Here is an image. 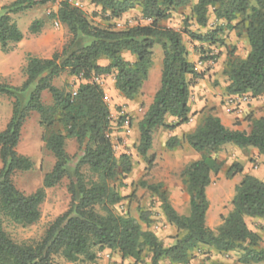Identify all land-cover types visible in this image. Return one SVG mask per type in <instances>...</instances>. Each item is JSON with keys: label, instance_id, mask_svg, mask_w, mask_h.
Masks as SVG:
<instances>
[{"label": "trees", "instance_id": "16d2710c", "mask_svg": "<svg viewBox=\"0 0 264 264\" xmlns=\"http://www.w3.org/2000/svg\"><path fill=\"white\" fill-rule=\"evenodd\" d=\"M57 1L15 0L0 6L2 53H9L23 38L14 15ZM87 1L99 8L105 26H95L83 10L68 0L61 1L56 12L48 14V18L59 21L68 30L69 38L61 51L48 60L28 56L24 68L26 79L20 87L0 81V95L12 101L11 117L5 129L0 131V264H58L55 257H61L68 264L75 263L80 257L93 263L96 254L92 249L95 247L115 251L122 260L137 262L148 250L150 264H159L162 260L187 264L192 251L202 246L219 254L240 250L242 254L238 261L242 264L264 262L261 238L246 223L247 218L264 220V182L244 175L235 187L228 215L220 218L221 223L215 229L206 225L209 209L206 189L211 184V176L221 169L216 153L224 145L232 144L240 149L253 148L264 158V116L252 120L250 130L246 132L226 128L209 112L190 115V89L193 79H201L202 74H197L195 64L188 61L183 36L213 45L223 27L195 34L188 29L176 31L163 25L174 10L190 7L195 23L203 28L207 26L211 10L216 22H223L227 28L237 31V36H243L249 46L245 58L229 56L224 70L228 80L225 93L232 96L250 94L252 98H258L264 96V0ZM136 6L142 20L148 24L114 29L110 23L120 20ZM41 26L40 21H34L29 33L37 34ZM155 46H160L162 51L160 87L137 124L138 155L147 156L158 128L173 130L188 123L190 117L202 114L194 131L183 139L170 137L165 143L167 150H173L185 142L200 155L181 172L189 195L188 215L175 211L160 186L142 184L157 194L167 223L177 231L173 243L166 247L153 233L142 231L135 219L117 216L110 210L122 198L109 182L119 176L126 177L132 165L125 154L116 158L110 139V109L103 101L102 88L90 82L93 77L114 73L115 90L126 101H135L153 65ZM123 52H129L135 61H125L121 57ZM101 59L110 64L99 65ZM63 73L82 78L75 96L69 90L53 85V80ZM44 91L50 94V105L42 101ZM32 113L39 116L43 130L41 139L53 156L54 164L44 175L41 186L26 195L15 187L12 178L16 172H29L34 167L30 158L17 152L23 124ZM166 116L175 118L177 123L166 125ZM69 139L75 140L78 146L73 157L65 149ZM241 172L242 167L234 164L228 169L227 176ZM63 180H67L68 209L48 226L38 242L24 244L11 239L4 230V220L21 227L36 223L45 191L60 185ZM98 208L104 210L105 215L99 214ZM148 217L149 213L142 212L140 221L149 223ZM262 231L264 233V227Z\"/></svg>", "mask_w": 264, "mask_h": 264}, {"label": "rangeland", "instance_id": "374dc122", "mask_svg": "<svg viewBox=\"0 0 264 264\" xmlns=\"http://www.w3.org/2000/svg\"><path fill=\"white\" fill-rule=\"evenodd\" d=\"M0 6L3 0H0ZM13 0H9L12 3ZM15 1V0H14ZM63 0H58L56 4L35 6L32 9V14L36 16L46 15L53 11V7L58 8V3ZM72 5L77 0H68ZM84 3L82 10L87 15L88 19L95 26H105L104 17L98 12V7L91 6L87 0H80ZM193 0L192 3H195ZM31 10V9H30ZM29 10V11H30ZM28 11V10H27ZM25 11L24 13H26ZM22 13V14H24ZM132 16L129 18L133 20L131 27L136 25H146L147 21L142 20L139 8L136 6L129 12ZM95 14V15H94ZM18 15V14H17ZM20 15V14H19ZM28 15V13H27ZM15 16V15H14ZM13 16L15 20L16 17ZM105 17L107 15H104ZM26 17V15H25ZM55 19L49 18L48 24H50L51 30L54 34L59 33L54 27ZM116 21H112L114 29L128 28V23L118 28ZM234 24V23H233ZM163 25L176 31H182L188 29L195 34H205L214 30L217 26L223 27V31L216 35L217 43L201 44L191 41L188 37L183 36V43L186 47L193 49L198 53V71L197 74H202L201 79H193V90H191V96L195 97L194 89L196 85H200L199 92L205 96L213 94L210 107L211 111H214V100L217 99L219 106H226V95L224 93L228 84L227 76L224 74L225 65L229 59V56L235 58H245L249 52V46L246 39L243 36H237V31L227 28L225 23L216 22L212 11H209V21L206 27H199L190 12V7L179 8L171 12L169 19H167ZM106 26H109L106 25ZM159 50V46H155L153 51ZM154 56V53H153ZM161 69V62L158 57H155V64L150 72L153 77L158 76ZM6 70L0 71V75H3ZM3 80L11 82H19L21 75L11 76L4 75ZM2 78V77H1ZM149 79V78H148ZM147 79V81H148ZM2 82V80H1ZM75 81L65 83L63 89L71 90ZM109 96V101L106 102L110 109L111 116V134L110 139L113 145L116 158L125 154L131 161V172L126 177L119 176L109 182V185L122 198L120 202L110 207L112 213L117 216L133 218L140 224L142 231H150L153 233L163 246H169L174 241L177 231H172L167 223L162 210L161 202L157 194L143 187L142 184L160 186L169 203L179 214H187L189 208V195L186 190V185L181 177L183 168L187 165L186 162L192 159L189 151L183 146L175 148L173 150H167L165 148L164 136L157 134L151 149L149 150L145 158L141 157L137 153V146L139 143V133L137 130V124L142 119L144 113L142 109H145V103H137L131 107L129 104L121 103L118 97ZM250 102L242 106L250 108V104L253 103V99L260 101L261 106L258 110L259 115L264 116V96L258 98H252L250 94ZM5 97V96H4ZM46 95L43 96L42 101L45 104L47 102ZM214 101V102H213ZM207 102V101H206ZM205 110V111H204ZM207 107L199 113L211 112ZM124 116L129 121V127L124 128L121 125V116ZM202 114H199L196 118H201ZM245 120L252 121L250 116L246 114ZM258 119V118H255ZM251 123L248 125L250 127ZM43 130L39 124L36 123V119L31 114L25 121L21 130L20 141L17 147V152L30 158L33 162V169L29 172H16L13 176V183L15 187L22 193L28 195L37 190L41 184L44 175L51 170L54 164V158L49 151L44 147L42 142ZM184 143V142H183ZM228 147L221 148L215 155L217 161L221 164V169L218 174L211 176V184L207 188V198L211 206L208 220L209 223L218 225L221 223V217H226L230 212L232 206L231 201L235 193V187L240 183L243 178V168L246 166L248 170H254V167H260L263 163L258 161V158L251 153L250 149H240L232 144ZM66 152L70 156H74L78 152V146L73 139L66 141ZM151 159L150 164L148 160ZM190 163V162H189ZM238 164L242 167V172L234 175L233 177L227 176V171L230 166ZM151 166V167H150ZM87 172V170H85ZM67 180H63L60 185L47 189L45 191L44 202L40 206L39 220L29 226L21 227L10 223L8 220H4L3 227L5 232L17 243L30 244L38 242L48 226L61 214H63L69 205V195L66 189ZM144 212L149 213V223L140 221V214ZM98 213L105 215L104 210L98 208ZM247 226L253 232H256L260 238V247L264 248V233L262 228L264 227L263 219H246ZM217 225V226H218ZM216 226V227H217ZM215 227V228H216ZM214 228V229H215ZM212 250V251H211ZM96 254V259L93 263L87 262L83 257H80L78 261L71 264H150V251L146 250L140 257L139 261L135 262L133 259L122 260L119 254L115 251L102 249L97 247L92 249ZM241 251L237 250L228 254H219L215 250L209 247H199L192 251L190 259L187 264H214L215 262H225L227 264H242L238 261L241 256ZM54 261L58 264H68L61 257H55ZM167 260H162L159 264H172L167 263ZM257 264H264L260 262Z\"/></svg>", "mask_w": 264, "mask_h": 264}, {"label": "crops", "instance_id": "0c3cea01", "mask_svg": "<svg viewBox=\"0 0 264 264\" xmlns=\"http://www.w3.org/2000/svg\"><path fill=\"white\" fill-rule=\"evenodd\" d=\"M8 3H9V0H3L1 3V6L8 5ZM76 3L81 4L82 7L84 6V3H81L80 0H77ZM32 10L33 9H31L30 11L28 10L24 14L21 13L20 15L18 14V15L14 16V17H16L14 21L16 22L18 28L20 29V31L23 35L22 40L19 43L14 44L12 50L7 54L2 53V51L0 49V71L6 70L5 71L6 73H4L3 75H0V81L2 80V82H5L3 80V78H5L4 75H6V74L11 75V76L21 75L22 78H19L18 83L17 82H11L10 80L7 81L8 82L7 84H9L11 86H15V87H20L26 79L25 74H24V68L27 65L28 56L38 58V59H42V60H48L52 57V55L54 53L61 51L62 47L65 45V43L67 42V40L69 38L67 28L64 25H62L59 21H57V20H56V22L54 21L55 29L59 30V33L54 34L51 30L50 24H48V22H49L48 14H46V15L42 14V16L39 17V16H36V14H34V13L32 14V12H33ZM56 10H57V7L56 6L53 7V11L56 12ZM129 12L130 11L123 14L121 19L117 20L116 22L121 24L122 26L125 23L130 22V23H128V25L131 26L133 23L132 22L133 20H131L129 18L130 16H132ZM27 13H28V15H27ZM25 15H26V17H25ZM36 20L40 21L42 23V26H41V28L37 34H30L29 28H30L31 24ZM56 23L58 25H56ZM186 50H187V59H188V61L195 64V71L197 72L199 69L198 68V64H199L198 56L199 55L193 49H190L188 47H186ZM153 53H154L153 65H152V67L149 71V74H148L149 79L147 78L148 81L146 80L144 82V84L142 86L141 93L136 98L135 101H132V102L126 101L125 98L123 96H121L115 90V88H114L115 74L114 73L101 76V88H102L103 92L105 94H109L112 97H114V96L118 97V100L121 103L129 104L131 107L135 106L137 103H142V101H144L145 109L144 110L142 109V112L145 114L148 107L152 104L154 94L156 93V91L160 87L161 69H160L158 76L154 75L152 77L150 72H151V70L155 64V57L159 58V60L161 62V68H162V52H160L159 50H156V51H153ZM121 57L125 61H128V62H134L135 61V57L133 55H131L129 52H123L121 54ZM98 63L101 66H107L110 64V61H108L106 59H101V60H99ZM70 81H73V82L75 81V84L80 83L75 76H70L67 73H63L59 77H57L53 80V85L55 87H57L58 89H63L64 84L69 83ZM76 86L73 84L71 86V89L76 88ZM199 89H200V85L199 86L196 85V88L194 89V92L196 93L195 97L191 96L192 94L190 92V98H189V102H188V106L190 108V115L201 112L203 110V108L207 107L210 110L211 109L210 107H212L210 104L211 101L209 99H212L213 94H208L205 96L204 94H200L201 92H199ZM191 90H193V87H191L190 91ZM224 93H225V91H224ZM44 95H46V98L48 99L45 104L50 105L52 103V99L50 97V94L47 91H44L42 93V98ZM225 95H226V97L228 96L226 93H225ZM214 101H213L214 102L213 107H215V109H214V111L210 110L211 112H209V113L218 117L220 119L222 125H224L226 128H228L230 130L248 132L250 130V127H248V125L251 123V121H249V119L248 120L244 119L246 114L248 116H250L251 119H255V118H259V117L263 116V115H259V113H258V110L260 108H263V106H261L260 101H256L255 99H253V103L250 104V108H246V106H244V109L241 108V111H238V112H234L225 106H219V104L216 103L217 99H215ZM11 102L12 101L9 98L4 97L3 95H0V131H3L5 129L8 121L11 117ZM32 114L34 115V117L36 119V123L39 124L38 114L37 113H32ZM197 116L198 115L190 117V120L188 121V123L179 125L173 130H166L164 128H158L157 130L154 131L153 139H152V145H153V142L155 140V136H157V134H161V133H162V136H164L165 143L170 137H177L178 139H183L184 136H186L189 133H191L192 131H194V129L197 125V122H198V118H196ZM176 123H177V120L175 118H173L171 116H166V118H165V124L166 125L172 126V125H175ZM227 145H229V144L224 145L222 148L228 147ZM181 146H183L186 150H188L189 154L192 157V159H189V161L186 162V164H188L189 162H192V161H197L200 158V155L198 153H196L194 150H192L185 142L184 143L182 142ZM177 148H179V147H177ZM248 149H250L251 153L254 154L258 158V161L262 162L263 164L260 167H257V166H256L257 168L254 167V170H248V168L246 166H244L243 174L254 176L257 179H259L260 181L264 182V158H263V156L258 154L257 150H255L253 148H248ZM0 168H1V164H0ZM206 196H207V189H206ZM210 208H211V206L209 204V209L206 213V225L210 229H214L218 225V223H216V225H214V226L212 223L211 224L209 223L208 216H209ZM175 211L178 213L177 210H175ZM188 213H189V208H188ZM188 213L187 214H180V215H188ZM247 219H249V218H247ZM169 226L171 227L170 229L172 231H174L175 227H173L171 225H169ZM175 231H176V229H175ZM170 242L172 243L173 240H170ZM166 262L169 263L168 261H166ZM223 263H225V262H223Z\"/></svg>", "mask_w": 264, "mask_h": 264}, {"label": "built area", "instance_id": "2783aa9c", "mask_svg": "<svg viewBox=\"0 0 264 264\" xmlns=\"http://www.w3.org/2000/svg\"><path fill=\"white\" fill-rule=\"evenodd\" d=\"M73 6L82 10V5L79 4V3L74 2V3H73ZM128 23H130V22H128ZM56 25H58V24L56 23ZM56 25H55V26H56ZM116 26H117L118 28H120L122 25L119 24V23H116ZM129 27H131V26L129 25ZM76 78H77V80H78L79 82L83 81L81 77H76ZM90 82L95 83V84H97V85H99V86L101 87V76H97V77H93V78H91V79H90ZM76 89H77V88H74V89H71V90H70V93H71L72 96H75V94H76ZM250 100H251V99H250V97H249L247 94H243V95H234V96H232V95H228V96L226 97V106H227L229 109H231L232 111H234V112H238V111H241L242 106L245 105V104H248V103L250 102ZM103 101H104L105 103H106L107 101H109V97H108L105 93H104V95H103ZM120 118H121V119H122V118L125 119L123 115H122ZM110 119H111V116H110ZM121 125H123L124 128H128V127H129V121L126 120V119H125L124 121L122 120ZM255 168H257V167H255Z\"/></svg>", "mask_w": 264, "mask_h": 264}]
</instances>
